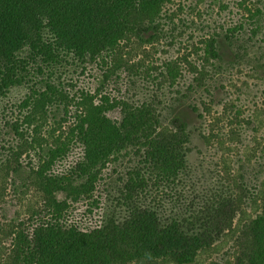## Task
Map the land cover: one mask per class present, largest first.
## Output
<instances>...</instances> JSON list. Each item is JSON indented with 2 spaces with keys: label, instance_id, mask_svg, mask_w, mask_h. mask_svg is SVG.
Returning <instances> with one entry per match:
<instances>
[{
  "label": "trees",
  "instance_id": "16d2710c",
  "mask_svg": "<svg viewBox=\"0 0 264 264\" xmlns=\"http://www.w3.org/2000/svg\"><path fill=\"white\" fill-rule=\"evenodd\" d=\"M167 1L0 0V171L4 167L17 171L22 166V157L39 142L36 135L48 124L53 107L62 106L65 111L53 132L69 122L74 96L65 85L76 68L83 70L99 60L107 63L134 39L153 44L159 38L161 11ZM252 18L249 38L259 29L264 9ZM227 40L236 47L245 45L248 37L235 31ZM215 44L212 39L210 55L222 61ZM16 90L25 91L18 104L25 115L7 120L1 113L7 112L6 100ZM113 102L105 97L101 105L96 104L93 96L82 91L77 103L81 109L67 132L53 140L40 166L30 169L50 217L38 221L28 234L13 226V248L0 263L191 264L201 250L227 235L226 230L233 231L235 216L242 212L239 193L220 192L204 199L194 187H186L192 172L187 122L173 116L163 124L153 103L147 101ZM115 106L121 108L120 121L104 114ZM24 124H34L36 133L29 137ZM7 125L15 134L14 148L1 143ZM73 141L75 145L69 146ZM75 146L81 152L73 169L58 175L48 170ZM123 156H132L137 163L126 167L119 191L110 194L116 181L109 186L101 200L100 224L90 230L67 224L62 219L66 200L92 197L102 169ZM59 192L65 193V200L58 199ZM245 227L238 264L241 259L244 264H264V199L261 213Z\"/></svg>",
  "mask_w": 264,
  "mask_h": 264
},
{
  "label": "rangeland",
  "instance_id": "374dc122",
  "mask_svg": "<svg viewBox=\"0 0 264 264\" xmlns=\"http://www.w3.org/2000/svg\"><path fill=\"white\" fill-rule=\"evenodd\" d=\"M259 9H264V0H169L161 11L162 32L153 44L134 39L113 60L89 63L83 70L76 68L65 85L75 97L69 106V122L53 132L59 128L54 123L65 114L62 106L53 107L48 124L36 135L39 142L29 146L22 157V166L17 171L10 167L0 171V258L4 260L13 248V226L28 234L38 221L50 217L41 205L42 194L30 169L40 166L53 140L67 132L77 109H81L77 103L83 91L100 105L105 97L110 104L115 100L153 103L163 124L173 116L187 122L192 172L186 187H194L204 199L220 192L239 193L242 198V212L235 216L233 231L226 230L227 235L201 250L191 264H238L245 226L261 213L264 199V19L249 38L252 15ZM235 31L248 37L245 45H236L239 48L227 40ZM212 39L222 61L210 55ZM24 97L25 91L16 90L6 100L11 104L7 102L9 108L2 116L23 119L25 112L19 111L18 104ZM104 114L115 121L122 118L120 106ZM24 128L29 137L36 133L34 124H24ZM1 139L7 147L16 146L15 134L8 125L3 127ZM72 144L74 141L69 146ZM69 151L48 170L58 175L73 169L81 149L75 146ZM136 163L132 156L109 163L98 176L92 197L66 200L61 218L82 229L98 226L103 216L101 200L108 195L109 186L116 181L110 194L119 191L126 167ZM57 197L66 199L63 192ZM240 262L244 264L242 259Z\"/></svg>",
  "mask_w": 264,
  "mask_h": 264
}]
</instances>
